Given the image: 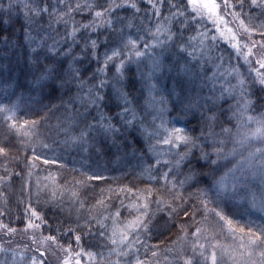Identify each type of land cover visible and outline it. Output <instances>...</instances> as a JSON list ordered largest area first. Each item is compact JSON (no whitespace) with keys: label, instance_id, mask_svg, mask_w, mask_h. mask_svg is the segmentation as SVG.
<instances>
[{"label":"trees","instance_id":"1","mask_svg":"<svg viewBox=\"0 0 264 264\" xmlns=\"http://www.w3.org/2000/svg\"><path fill=\"white\" fill-rule=\"evenodd\" d=\"M34 2L41 6L45 3L56 4L59 11L65 10L63 5L57 4V0ZM65 2L75 4L84 3V0ZM88 2L106 6V0ZM172 2L176 3L178 0ZM240 2L241 0H229L230 6L225 8L224 0H217L221 6L220 15L235 32L243 52L247 53L248 48L252 49L249 62H245L242 55H237L232 43L219 37L216 26L207 19L202 20L200 24L189 21L191 27L184 32V38L195 35V29L208 33V55L200 61L203 66L202 77L211 76L216 71L213 70L212 64L220 63L217 58L222 57L224 66L237 68L239 78L244 81L242 89L238 86L242 95L250 102L247 115L259 118L264 116V85L259 83L257 75L258 72L264 74V68L257 63V60L264 57V35L261 34L264 29L260 28V25L264 24V8L259 6L264 0H257L256 5H253L251 0H242V9L239 7ZM3 3L7 4L8 0H3ZM135 3L140 9L139 12L123 8L114 13L112 29L106 26L95 32L81 29V32L93 39L100 37L98 43L101 61L106 47L119 45L120 29H123V35L131 34L134 38L144 36V42H147L151 40V31L155 25L163 23V18L169 14V0H164L159 18L153 14L147 0H135ZM153 3L159 6V0H153ZM49 11L51 12V8ZM234 12L239 16H234ZM57 15L58 13H43L26 19L22 5L21 10H13L10 17L0 14V104L17 105L16 127H11V122L6 121L3 114H0V147L5 149L0 153V245L9 250L0 252V264H12L13 260L16 262L19 253L28 260L32 256L38 257L37 264L41 261L42 264H64L66 259L69 264H77V261L79 264H114L117 259H121L124 264V260L131 257H117L112 252L115 246L111 244L109 237L114 228L113 221L115 220L116 227H123L145 211L143 208L137 211L134 205L145 203L143 199L138 200L137 196L145 195L149 189L152 190V195L148 198V228L138 233L142 243L135 244L132 249L133 252L139 249L136 255L144 264H185L187 259H191L193 264H208L213 251L217 254V264H233L230 259L232 256L240 262L239 253L244 250L240 245H248L251 237L249 229L253 233L264 230V210L261 207L264 204V196L261 197L259 191L264 188V184L261 186L257 182L258 176L247 179L242 177L236 182L235 193L229 185L228 194L221 196H217L211 187L214 179L228 175L229 169H233L242 156L247 157L250 150L248 146L241 147L235 143L241 132L246 131L240 127L241 121L237 119L240 110L235 106L236 98L232 94H225L222 100L217 101L216 121L211 125L201 117V110L196 109L194 114L185 116L173 108L171 100L166 105L167 110L159 114L164 120L171 121L169 127L174 124L176 127L185 128L187 134L200 138V147L193 149L196 156H199L203 149L211 154V159H216L213 149L222 148V158L217 165L210 166L200 161V164H204L201 171L208 174L201 178L200 183H189L180 187L179 180L183 179L189 170L187 162L179 168H174L172 174L176 176L177 186L171 191L170 184L165 185L164 181L159 179L149 180L145 171L149 165H153L152 175L159 177L161 172L168 170L162 164H155L157 157L150 151L153 145L162 154L159 157L162 162L178 158L175 155L176 149L169 151V145L156 143L157 139L166 133L157 127L161 123L160 118L153 121V116L158 115L155 109L161 105L151 106L148 103V91L145 86L148 81L145 77L150 70L149 58L142 59L139 64H126L124 79L117 84V87H123L130 97L134 98L132 106L137 108V116L142 118L143 129H146L141 130L139 119L135 128L121 129L124 138L129 141L134 139V145L124 147V141L117 136L116 143L121 145L117 148L113 146L111 137H102L94 129L91 132L97 142L94 146L91 141L83 147L65 143L62 128L71 121L74 132L78 133L85 124L94 123L93 117L97 116V111L91 108L90 112H86L79 103L68 107L64 103L68 100L67 96L53 100L48 97L47 89L41 91L31 86L35 77L40 74L41 65L51 63V60L44 59L47 49L37 48V44L41 40L46 45L58 41L63 49L71 43L70 38L67 42L62 38L66 31H71L73 23L70 20L66 25L63 19H57ZM72 16L77 27L93 20L92 12L88 10L75 11ZM117 17L119 19H116ZM241 20L247 28L254 30L248 31L246 27L241 26ZM176 27L173 22L174 32ZM220 27L223 29L224 24L221 23ZM213 35L217 36L215 41L210 39ZM26 36L32 39H27ZM106 36L109 37L107 45L104 43ZM77 43L74 54L80 62L72 66L81 69L87 78L98 65L94 58L81 54L82 41L79 34ZM140 46H143V42ZM33 49H36V52H33ZM153 51L157 58H163L165 66L170 59H174L171 48H156ZM37 53H40L39 62ZM56 60L63 61V66L67 68L72 57L58 55ZM199 70L198 67L197 71ZM156 75L159 80L153 79L152 82H158L162 91L165 86H171L169 74ZM108 77L112 83H116L113 79L114 67L111 64ZM202 83L203 92H200L197 85ZM216 87H220V82H217ZM209 88L210 83L206 79L196 81V85L192 86L193 99L197 93L201 96L211 95ZM107 91L115 101L111 88ZM164 95L167 96L166 91ZM53 104L57 107H53ZM102 111L105 115H112L119 109L113 102ZM204 115L210 113L204 110ZM24 121H28L29 125L21 128L20 125ZM252 125L255 126L254 123ZM210 128L215 135H206ZM223 128L230 129V132H223ZM154 131H159L160 137L152 136ZM25 132L28 134L25 135ZM101 142L104 145L102 149ZM233 148L236 149L235 155L232 154ZM45 160L48 163H45ZM93 176H99L100 179H92ZM169 179L171 180L172 176ZM128 189L134 191L129 192ZM173 197H179L174 203L180 205V208L175 215L170 216L165 205L158 206L155 201L163 199L166 203H172ZM202 201L208 202L207 210ZM32 209H35L42 219L32 217ZM212 209L221 211L230 219L231 227L220 220ZM116 211H120L119 217H116ZM184 211L188 212V216L184 215ZM29 220L40 227H29ZM101 224L106 227L101 228ZM9 228L15 231L9 232ZM100 232H104V235L101 236ZM50 236L55 237V240L48 239ZM76 236L80 237L79 242L76 241ZM134 238L130 236V239ZM260 250H264V243H260V247L256 248V252ZM252 259L259 264V256L254 255Z\"/></svg>","mask_w":264,"mask_h":264},{"label":"snow or ice","instance_id":"2","mask_svg":"<svg viewBox=\"0 0 264 264\" xmlns=\"http://www.w3.org/2000/svg\"><path fill=\"white\" fill-rule=\"evenodd\" d=\"M151 5L153 14L156 17L161 16L160 8L163 6L164 0H159V6L157 3H153V0H147ZM253 5L257 4V0H251ZM57 4L63 5L64 11H59L56 4L49 5L45 3L41 6L39 3L34 2V0H8L7 4L3 3V0H0V14L8 15L10 17L13 10L24 11L26 19H31L34 16H40L43 13H48L52 15L58 13L57 19L64 20V23H67L71 20L73 23L71 31H66L62 39L67 42L70 38L71 43L68 44L67 48L61 49L58 41H53L52 45H46L43 40L37 44V48H46L47 52L44 54V59L46 61L51 60V63H44L41 65L39 72L40 74L35 77L32 87L39 88L41 91L47 89V95L50 99H62L64 96L68 97L67 101H64L65 105L68 107L74 106L76 103H79L81 107L85 109L86 112H90L91 108H95L97 111V116L93 117L94 123H87L85 127L80 129L78 133L74 132V125L71 121L67 123L65 127L62 128V132L65 136V143H72L78 146L83 147L85 144L92 142L94 146L97 142L92 137V130H96L102 137H111L113 140V146L119 148L121 145L116 143L117 136H120L124 141L123 146L127 147L129 144L134 145V139L132 141L124 138L121 129H129L136 127V121L140 120V127L143 129V120L141 117L137 116V108L132 106L134 98L130 97V94L124 90L123 87H117V84L121 83L124 79L125 67L126 64L141 63L142 59L149 58L151 59L150 70L147 73L145 79L148 83L145 85L148 91V103L151 106L157 104L161 107L156 108L158 115L153 116V121L157 118H160L161 123L157 126L159 129H163V132L166 133L162 138L157 139L156 143L169 145V151L176 149L175 155L178 157L175 160H164L163 162L159 158L162 154L156 150L155 145L150 147V151L153 152L154 156L157 157L155 160L156 165H161L167 167L168 170L161 172L159 177L153 176L152 171L154 166L149 165L145 170L148 173L149 180L156 181L157 179L163 180L165 185H171L172 189H175L177 186L176 176H174L173 169L179 168L181 164L187 162L188 172L184 174L183 179L179 180L180 187H183L185 184L189 183H200L202 177H206L208 174L201 171L204 167V164H200V161H204L208 165H217L218 161L222 158V148H214L213 151L216 154V159H211V154L203 151L201 149L200 155L196 156L193 152V149L200 147V138L193 137L187 134L185 128L176 127L171 124V121H166L163 119L162 114L167 110L166 105L171 100L173 108L179 113H183L187 116L189 113L194 114V110H201V117L205 119L210 125L216 121V107L217 101L222 100L225 94L231 95L235 92L237 86L239 85L241 89L243 88L244 81L239 80L238 84H232L229 77L235 73L236 76H239V72L235 67L231 69L225 68L223 64V58L219 57L221 62L215 65L216 71L212 73L211 76L202 77L201 73L203 72V66L200 64L201 60H204L208 55L209 44L206 43L209 40L207 32H200L198 29H195L196 34L184 38V32L191 27L189 21L200 24L204 19L211 21L216 26V32L219 33V37L232 43V47L236 50L237 55H242L245 62H249V56L252 55V49L248 48V52L244 53L240 47L237 36L232 28L227 26V23L224 20V17L220 15V4L217 3V0H178V2L173 3L172 0H169V14L165 16L163 23H157L154 27V30L151 31V40L144 42V36L133 37L131 34L123 35V29H120L121 35L118 37L120 43L117 46L106 47L103 52V60L101 61L99 47L100 44L98 41L100 37L97 36L93 39L90 35H85L81 32V29L85 31L91 30L95 32L102 26H106L108 29H112L114 25L113 15L119 9L131 8L140 11L135 0H106L105 4L99 3H89L88 0H84V3L77 2L75 4L66 3L65 0H57ZM229 0H224V7L228 8ZM261 8H264V3L259 5ZM239 7L243 8L242 0L239 4ZM51 8V12L49 9ZM174 9V11H173ZM190 9V11H189ZM88 10L92 12L93 20L88 23L80 24L79 27L76 26V22L73 19V12L80 11L83 12ZM234 16H239L237 13H233ZM65 17L67 19H65ZM116 19H119L117 17ZM173 22L176 23V31H173ZM224 24V28L220 27V24ZM241 26L246 27L248 31H253L254 28H247L244 25V21H240ZM130 26V25H129ZM261 29H264V24L260 25ZM139 31V30H138ZM79 34V39L82 41L81 54L84 57H92L96 60L97 67L87 78L84 77L83 72L79 68H75L72 65L79 63L80 60L76 54H74V48L78 46L77 36ZM264 35V31L261 32ZM27 39H32L31 37L26 36ZM212 41L217 39V36L213 35L210 38ZM143 46L141 47V43ZM105 45L109 43V37H105ZM114 43V42H113ZM245 47H248L245 45ZM255 47V44H253ZM156 48L161 49H173L172 55L174 59H170L168 65L165 66L163 58H157L155 52L153 51ZM33 52H36V49H33ZM62 55L64 57L71 56V63L67 68L63 66V61H57L56 56ZM40 60V53H37V61ZM195 61V63H193ZM207 62V61H205ZM257 63L260 64L261 68H264V57L257 60ZM110 64L114 67V77L113 79L116 83H112V80L108 77V71ZM199 67V71L197 68ZM169 74L171 80V86H165L163 91L159 86L158 82H152L153 79L159 80V77L156 75ZM259 77V83L264 85V74L257 73ZM206 79L210 83L209 91L211 95H199L196 94L195 99L192 95V86L196 85V81H203ZM217 82H220V87L217 88ZM203 83L197 85L199 91L203 92ZM111 88L112 92L115 95V101L112 100L109 92L107 91ZM73 89L75 91H73ZM164 91L167 92V96L164 95ZM157 93H159V98H157ZM218 93V95H217ZM174 97V99H173ZM115 103V107L119 111L113 113L112 115H105L102 111L103 108L107 107L111 103ZM53 107L57 105L53 104ZM245 110H247V104L244 105ZM204 110H206L210 115L205 116ZM17 105L16 104H0V114H3L6 121L11 122V127L17 126L16 118ZM79 113L77 112V115ZM234 115H236L234 113ZM179 118V117H177ZM237 119H241L240 116H237ZM255 124V127H252V124ZM29 125L28 121H24L20 125L21 128L27 127ZM35 122H33V126ZM240 127L246 129V131L240 136L238 140L235 141L236 144H239L241 147L248 146L250 150L248 151L247 157H241V161L238 162L233 169H229V172H235L237 168L243 170L247 168L248 170L256 169L252 171L253 177H259L261 184H264V116L259 118L248 115L244 118L240 124ZM223 132L228 133L230 129L223 128ZM28 133L25 132V135ZM131 135V133H129ZM154 137H160L159 131H154L151 133ZM206 135H215L212 133L211 128ZM223 143V141H219ZM259 145V146H256ZM47 145H45L46 147ZM104 147L103 143H100V148ZM183 148V151L179 149ZM5 149L0 147V153L4 152ZM236 149H232V154L235 155ZM39 159V157H37ZM195 160V163H193ZM45 163H48L45 160ZM199 165V168H197ZM215 169L213 170V174ZM172 176L170 180L169 177ZM92 179H100L99 176H93ZM235 179V177H233ZM227 181V174L220 176L217 179L212 181L211 187L215 190L217 196L227 195L229 190V185ZM236 183L231 184L232 192L236 191ZM123 191V189H122ZM129 192L134 191L133 189H128ZM138 191V190H136ZM75 195V193H74ZM152 195V190H147V193L142 196H137V199H143L145 203L142 205H134L137 211H140L143 208L145 211H142L139 216L130 221L128 224L123 227H116L115 220L113 221L114 228L109 237L111 244L115 247L112 249V252L121 258H129L124 260V264H144V261L140 260L136 253L139 249H136L135 252L132 251L135 244L142 243L139 240L138 233L141 230H147L148 224V212L149 207V197ZM179 197H173L172 203H166L163 199H157L155 203L157 205H165L169 211V215H175L177 209L180 208V205L175 204L174 201ZM202 204L207 210V201H202ZM262 210H264V204H262ZM216 216L220 220L225 221L226 224L231 227L232 221L225 217L221 211L212 209ZM116 217L121 215L120 211H116ZM184 215L188 216V212L184 211ZM31 216L36 219H42L35 209H32ZM29 227L39 228V224H34L29 220ZM6 227V226H5ZM106 227L104 224H101V228ZM9 232L15 231L14 229L9 228ZM200 229H197L199 233ZM251 237L248 241V245L241 244L240 248L244 249L239 253L240 262H238L235 256L230 257L233 260V264H257V261L252 259L254 255L259 256V264H264V250L256 252V248L260 247V243H264V230L259 233H253L249 229ZM100 235L103 236L104 232H100ZM135 237L134 239H130ZM50 240H55V237H48ZM76 241L79 242L80 237H75ZM203 248V245L200 246ZM8 249H5L0 245V252H7ZM156 253H153L155 256ZM203 255V253H201ZM212 264H217V254L215 251L211 253ZM13 264H16L13 260ZM32 264H37L35 258L32 259ZM42 264V261L40 262ZM64 264H69V261L66 259ZM79 264V261H77ZM114 264H122L121 259H117ZM185 264H193L191 259H187Z\"/></svg>","mask_w":264,"mask_h":264},{"label":"rangeland","instance_id":"3","mask_svg":"<svg viewBox=\"0 0 264 264\" xmlns=\"http://www.w3.org/2000/svg\"><path fill=\"white\" fill-rule=\"evenodd\" d=\"M215 53V52H214ZM213 54V53H212ZM221 62V61H220ZM216 64H218V63H216ZM215 64V65H216ZM215 65H214V63L212 64V68H213V70H216V68H215ZM225 67V66H224ZM234 67V66H233ZM226 68V67H225ZM232 67H229L228 69H231ZM237 69V68H236ZM238 71V70H237ZM240 77V75L239 76H236L235 75V73H233V75L231 76V77H229V79L231 80V83L232 84H238V81L239 80H242L241 78H239ZM237 93H239L238 95H237ZM232 96L233 97H235L236 98V100L234 101V103H236V108L238 109V110H240V112H239V116L241 117V119L239 120V121H241L242 122V120L244 119V118H246L248 115H247V110H248V108H249V106H250V102L248 101V99L247 98H245L243 95H242V93H241V89L239 88V86H237V88H236V90H235V92L232 94ZM245 104H247V110H245V108H244V105ZM252 127H253V125H252ZM255 127V126H254ZM161 130H163V129H161ZM161 132H163V131H161ZM245 132V131H244ZM244 132H241V135L244 133ZM252 171H255V170H248L247 168H245V169H243V170H241V169H239V168H237V170H235V172H230L228 175H227V183H228V185H230L231 186V184L232 183H236L237 182V180L238 179H240V178H245V179H247V178H249V177H253L252 176ZM233 177H235V179H233ZM258 179H259V177H258ZM261 186H262V184H261V181L260 180H258L257 181ZM229 186V187H230ZM260 191V196L261 197H263L264 196V188H262V189H260L259 190ZM135 247V246H134ZM134 249V248H133ZM33 258H35L36 259V261H38V257H36V256H32L31 258H30V260H28V259H25V258H23V254H21V253H19V255H18V258H17V260H16V264H32V259ZM208 264H212V261H211V257L208 259ZM13 264V263H12Z\"/></svg>","mask_w":264,"mask_h":264}]
</instances>
